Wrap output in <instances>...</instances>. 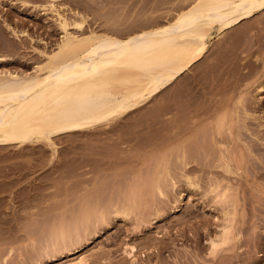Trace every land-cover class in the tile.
Segmentation results:
<instances>
[{
    "label": "rangeland",
    "instance_id": "1",
    "mask_svg": "<svg viewBox=\"0 0 264 264\" xmlns=\"http://www.w3.org/2000/svg\"><path fill=\"white\" fill-rule=\"evenodd\" d=\"M115 1L114 0H0V70L9 69L12 71L15 70L19 73H30L35 69V67L39 63L41 64L42 61L46 60V55H47L46 53L49 54V52L51 51L54 52L55 50H57L58 48L57 44L61 43L64 37V34H66V31H64L61 27V22H62L61 17H59V14H57V12L53 10L56 7L60 10V13L66 19H68L69 22H71L70 31H73V32H75V30L79 32L83 31L84 34L86 32L87 34H90L89 32H91L92 30L93 31L96 30L97 34L98 33L101 34V31H103L106 27L108 29L111 28L112 25L109 24L110 26H107L108 23H105L104 21H106L108 16L109 17H111L112 15L114 16V13L116 10L118 12L117 14H115V16H117V19L119 18L118 20L119 22L116 20V17L113 18L114 21L116 22L114 23L115 28L113 26L112 28L116 29L115 32H118L119 31L118 29H120L121 32L120 31L119 32L121 33V35L123 34L127 35L128 33L135 30V28L137 29L138 27L139 29V27L141 26L140 23L141 21L143 22V19L145 23L147 21V24L148 22L150 24V21H151L150 18L153 19V16H154V20L157 17L156 21L159 20V23L165 22L166 19L169 21L170 20L169 18L173 19V17H175L178 14L177 11L179 12L180 10L179 8H182L181 5L183 3L185 4L187 3L186 5L183 4V6L184 5L187 6L189 5V3H191L192 0H189V2L186 0H183V3L182 1L180 2V0H137V1L136 0H125L123 4H122V0L121 1L115 0ZM52 2L54 3L55 7L52 6L53 4ZM119 2L121 3L122 7H124L123 6L124 3H127L125 4V7L123 9L124 10L123 12L125 13L122 12V7L120 8ZM179 2L181 3L180 5H179ZM102 6L105 7L106 12ZM111 6L113 9H111ZM176 6H177V10H174L176 9ZM99 7H102L104 9L102 13ZM153 7H156L157 9ZM152 8L156 9L155 13H152ZM98 10H100L99 11L100 14L98 13ZM78 11H80L79 13L81 15L78 13ZM111 12L112 13L114 12V13L112 14ZM175 12L177 13L176 15H175ZM107 13H109V15ZM103 14H107L106 18H104L105 15ZM138 16L141 18H138ZM145 16L146 18H148L149 21L145 19ZM134 18H137V20ZM83 19H85V23L83 25L84 28H81V30L80 29L78 30V28L74 26L75 23H73V20L80 21ZM130 19L133 21H130ZM153 21L151 24H153ZM117 24H118V27H117ZM126 24L128 26L130 24L129 28L126 26ZM138 24L140 25L138 26ZM123 26L124 27L126 26L125 29L123 28L121 29V27ZM131 27H134V29L132 31L127 32V30L131 29ZM73 28L74 30H71ZM112 28L111 30L113 31L114 29ZM108 29L107 30L105 29L103 33L108 32ZM25 30L27 34L25 33ZM227 30L224 32H221L222 34L219 33L221 35H219L217 31H214L213 38L210 44V49L208 51L209 53L206 55V57H204L203 59L198 61L196 64H194L191 67V69H189L180 78H178V80L174 82L173 85L171 84L169 87H167L166 90L169 88L167 91L164 90L163 93L161 92L162 95L158 94L160 96L159 97L157 95L159 99L156 97L155 100H152L149 104H147L146 108L142 110L143 112L139 111L140 113L136 112L134 114H131L132 117L129 116L130 119L128 121L126 120L127 122L122 121V123L119 124V126L122 125L120 126V128L121 127L123 128V126L125 125H126L125 127L128 128V126H131L130 123L133 125H135L136 123L142 124V119H143L142 116L143 115L147 116L148 114L150 115L151 111L153 110L156 111L155 110L156 108L159 111L160 108L164 106L163 103H166L162 101H164V99L166 101L165 97H168L170 99L171 94L176 95L175 96L176 99H174L173 97V102L175 103L177 101L178 103V104L175 103V105L173 106L172 108L173 111L174 109L177 110V108H179L180 103L183 104L184 102V104L186 103L188 105L187 108H189L190 110L186 109L184 112L182 109H184L185 107H183L182 109L181 108L178 109V112L181 109L180 110L181 114L180 112L178 114L174 113V112H177L176 110L174 112L171 111V113L170 112L167 113V109L170 106L169 105L167 106L166 112L164 111L167 115L166 114L164 115L163 114L164 112H162L161 110H164L166 107L165 108L162 107L163 109H161L160 110L161 113L160 111L159 113L165 116L163 117L164 119L160 117V119L162 120V121L160 120L161 122L158 120L159 118L157 119V121L156 120L153 121L154 123L156 122L155 125L158 126L159 128H156L155 125H153L154 124L153 122L151 123L148 121L149 122L148 126H151L148 130H150L153 127H155L153 129H156V130H153V129H151L150 131L146 130L145 127L148 128L147 123H146V126L144 127L145 136H149V138L151 136V138L149 139L147 137L146 138L144 137L145 140L142 139L141 142L139 141L140 142L139 147L137 146L138 144H136L137 143L136 139L131 141L132 142L131 146L134 145V147L131 148L132 150L126 149L127 145L125 147L124 145L126 143L124 142L120 144V149L118 148L115 149L116 147H113L115 145L108 146L109 144H114V143L108 142V140L109 141H112V140H110L106 135L104 136L99 135L98 132H100L99 130H101V127H102L101 126L100 128L96 127V129L93 128V130H86V132L84 131L82 133L72 132V134L68 133L67 136L63 134V135L54 137L53 139L57 146L56 150H54L52 146L47 145L46 143H41V144H45V146L39 144L36 146V148L33 146L25 148L24 152L22 151L20 152L19 147L6 146V147L0 148V245H1L0 246V253H1L0 259L1 260L3 259L2 260L3 264H59V263L62 264L63 263L62 261H65V259L67 260L70 257L73 258L78 255L80 256L81 254L85 256L89 255L90 256L89 260L90 262H93L92 264H150V263L151 264H162V263L163 264H249L250 261L252 264H264V157H263L264 156V153H263L264 152V144H263L264 142L262 141L263 143L261 142L260 144V141L263 140L264 138L263 137L264 133H261V132H264V131H261V132L259 131V130L264 129V127L261 126V124L264 125V98L262 99V106H260L259 109L257 108L256 113L258 114L260 113L259 118H257L255 121L253 120L256 123V125L259 123L257 125L259 128H257L254 122L252 123V119L250 120L248 119V117H246L247 116L246 114L242 115L243 113H240V112H243V110H245V105H242L244 103L242 102L244 101L243 100L244 95L240 96V94L242 92H243L242 94H244L247 91L248 86L250 88L248 89L250 90L248 91L249 95L246 92L247 96H249L248 98L252 96H256V95L257 96L262 95L261 97H264V92L261 93L255 90L257 86L259 87L261 84L264 85V11L258 13L252 18L245 19L240 24L236 25L235 27H232L228 31ZM44 51L46 52L44 53ZM256 56L259 57L258 62H256L255 60ZM251 69H253V71ZM189 83L192 84V85L191 84L189 85L192 89H189L188 88L189 86H188L186 88L187 91H185L186 89H183V88H185L186 87L185 85L186 84L188 85ZM192 90H194L195 93ZM179 92L180 93L182 92V93L180 94ZM253 93H255L256 95ZM172 96H171V100H172ZM191 96H194V98ZM239 96H240V100L238 99ZM162 97H164V99H162ZM190 97L193 98L194 100L191 99ZM241 97H243L242 100H241ZM181 98L184 100H179ZM159 100H161V102H159ZM238 100L240 102H238ZM246 100L247 98H245V101ZM189 101L192 102L193 104L189 103ZM170 103H172V101H170ZM240 103L242 106L240 105ZM157 106L159 107L161 106V107L159 108ZM252 106H255V105H252ZM171 107L172 106H170V108ZM170 108L168 109V111H170ZM194 110H196L197 114H195ZM220 110L224 111L222 113H224V115L230 118H234L233 115L237 113H238L237 118H239V116L240 117L244 116L243 119H240V118L238 119L239 125L236 123L235 124L236 128L234 127L237 134L240 131H242L243 135L240 133L242 135L240 136L241 139L239 138L240 139L239 141L238 139L237 140L233 139V135L231 134V131L229 130V128H232V123H230V126L226 125L223 127L222 134L224 138L222 137V140H221L222 143H224L226 140L222 148L223 149L226 148V150L228 149L231 152L230 153L231 155L232 153L233 155L235 154L234 155L235 158H237L238 160L241 159L239 160V162L241 161L242 163L241 166L243 170L240 171L239 176L235 175L234 177L233 174L229 175L231 178L228 176L230 179L229 181H231V186L235 184V189L238 188V190H234V188L231 189L232 191L230 190L231 196H233L232 195L233 192L234 193L237 192L234 195H238L240 197L238 208H239V211L241 209V214L240 212L237 213L238 216H236V220H238L237 221L238 223L235 222L233 224L234 226L233 230L236 228V230H234V234H236V232L239 233V237L241 240L239 239L238 241L236 240L234 241V243L236 242V244L235 246L233 245L232 246L235 248H231L228 250L225 249L226 247L230 248L231 244H234L232 241L229 245L224 246V249L223 247H220L221 248L220 251H219V248H217L215 252H218V253H215L214 255H212L210 254V252L211 253H214V252L212 248L210 249L211 247L210 239L217 238L219 236L220 229L222 230V228L220 227H223V225H225L226 222H224V219L222 218L223 216L221 217V213L223 212V210L221 209L222 208L221 206L224 205L223 206V209H224L225 204H222L219 206L216 203L217 201L214 202L215 200L214 198L212 201L213 196L211 193H208L209 195H207V191H208L207 189L209 188V186L207 185L206 182L210 180L211 176L214 174L212 172H217L220 169L218 171L219 173L218 175L215 173V177L219 176L220 173L222 172L221 171L222 169L219 167V165H217L219 164L218 162L220 161L219 160L217 161L216 160L217 158H215L221 153L216 154L214 152L216 148L219 149L220 146L215 147L216 146L214 144L215 141L209 135L212 132L211 133V136H212V134L215 132L213 129L209 128L211 125L208 126L209 123L207 124V122L209 121L207 120V116L211 115L209 117L210 119L212 116L216 117V114H218V112L221 115L222 113ZM154 111L152 113H155ZM158 111H156V113ZM233 112H235V114H233ZM141 114L143 115L141 116ZM174 114L178 116L181 115L180 116L181 118L177 116L175 117ZM138 115L141 116L139 120L138 118L140 116ZM172 116H174L175 119H178V120L175 121L174 119V122H173L174 117L172 118ZM244 118L246 119L244 120ZM205 120H207V122ZM158 121L160 123H157ZM249 122H250L249 125H251L252 123L251 125L252 129L250 128V131L251 130L253 131V133L251 132L253 136L249 133L250 131L245 132L244 130L245 128H243L244 125H247V123ZM123 123L124 124L126 123V124L124 125ZM143 123H145V121ZM203 123H205L206 125L205 124L202 125ZM196 126H198V128H196ZM247 126H246V130L248 129ZM104 127H102V129ZM178 128L181 130H179ZM194 128L196 129V131L194 130ZM157 129H161L160 132ZM205 129L206 130L208 129V130L206 131ZM191 130H194L195 132ZM255 130L259 131V132L258 131L256 132L258 134H254ZM146 131L149 132V135L148 134L146 135L147 133ZM203 131H205L204 132L205 135L203 134ZM153 133L154 134L156 133V134L153 135ZM158 134L161 137H159ZM177 135L178 136L180 135L193 136V138L195 136V138L197 139L191 138L190 140H187V143L185 142V145L190 147V145L193 144L191 147L193 149V146L195 144L197 146L202 144V146L205 147V149L204 148L203 149L205 150L206 154L210 153V156H211V154L214 152L216 156L212 154V156L214 157L211 156V160H213L215 165L211 160H208L210 158L209 155L207 156L209 157L207 159L208 162L206 161V163L208 164L212 162L211 164L212 166L209 165L208 167L209 168L212 167L213 169L212 168L209 169L207 167V164L203 161H202L203 165H206L207 168L205 166L204 167L201 166V163H200L201 159L199 160V162H197L198 161L197 157L194 158L197 160V161L194 160V162H196L197 164L200 163V165L196 167L197 164H195L192 161L193 160L192 154L194 153L193 151L196 149H194L193 151L189 150L191 152L189 154L192 156V158L188 154L190 158H188L187 160V161L191 160L195 166V168H192V170H189V172L186 171L188 175L190 174L188 177H190L191 174L192 176L188 178L187 175L185 174L186 172L183 173V170L178 169L179 167L182 168L181 167L182 165L181 166L177 165V164H180L179 161H177L180 156L178 157L177 155H180L181 152L179 154L176 153L179 147H177L176 149V147L174 146V149H173V146L170 145L169 148L172 147V149L167 148L168 147L167 141L171 143V141L173 140L172 139L170 141L168 140V138L170 136H171L170 138H174L172 136H177ZM254 135H256L255 138L257 137L256 144H255L256 140L254 138ZM225 136H226V139H225ZM154 137L156 139H153ZM212 137H214V134ZM259 137L262 138V139L260 138L261 139L260 141L258 140ZM105 138L106 140L107 139L108 140L106 141ZM157 138H159L160 140L162 139L161 141L163 142L164 141L166 142L164 144L163 142L159 143V140ZM200 138H202L201 141L199 140ZM148 140L150 142H148ZM154 140L155 142H153ZM156 140L158 143L156 142ZM194 140L195 142H193ZM206 140L208 142H206ZM146 141H147V146H143V143L144 145H146ZM210 141L212 142V144H210L211 143ZM228 141L229 143H227ZM247 141H251V142L248 143ZM205 142L207 144L209 143L211 146L209 144L207 145ZM148 143H151V145L148 146ZM166 143L167 145H165ZM252 144L253 145L255 144V147L252 148L253 146ZM213 146H214V149H213L214 151L212 150V153H211L209 150H211ZM123 147L125 149H123ZM207 147L208 148L211 147V149H208ZM104 148L107 149L106 152L109 149V153L111 152L113 153V151L110 152L111 149L112 150L114 149V151L116 150L115 152H117V156L119 154H121V156L122 154H124L126 159H123V163H121L123 165L122 167L123 169L117 165L120 163H117L116 166L114 167L118 166V168L119 167L120 168L117 170H122V171L124 170V172L127 171L125 172V175L123 174L124 172L120 171L119 172L120 174L117 172L118 175L116 177L114 176V179H112L113 176H110L111 170L108 171L109 173L108 177H106L107 174L105 172H102V170H100L101 173L99 172L100 173L99 175L98 173L99 171L98 170V156H99L98 152L104 151ZM128 148H130V146ZM206 148L208 149V151L206 150ZM165 149L168 151H166ZM203 149H201V151ZM123 150H128L129 153L127 151H126L127 153H121V151L124 152ZM163 150H165L166 155L164 154L165 152ZM54 151H56V154H54L55 153ZM179 151L180 150H178V152ZM252 151L254 152L251 153ZM195 153H197V150ZM199 153H201L200 150L198 151V154ZM259 153L261 154L260 157H259ZM198 154H195L194 156L199 157L200 155ZM206 154H203L202 158L205 157ZM219 156L221 159V155ZM166 157L167 159L170 160V161L168 160L169 164H165L166 162L165 163L163 162V161H166ZM141 159H145L144 163H147L148 160H150V162H148L144 167L145 169H147V171L144 170V168H142L144 166L143 165L144 163L140 162ZM121 161L122 159H120V162ZM154 162L156 164H154ZM172 164H174L173 166H176V165L177 166L173 167ZM160 165H161L160 172L166 171L165 165H166V169H168L170 172L171 171L173 172V174L169 173L172 175H169V174H168L169 176L167 175L168 180L166 179V181H165V178H162L158 174L160 172L157 173V170L158 171L160 170ZM168 165L171 167H168ZM64 166L66 167V169H64ZM130 168H132L133 172H131L132 170L128 172ZM133 168H135L136 170ZM200 168L202 169L200 170ZM205 169L207 170L209 169L208 170L209 173H206L207 171ZM176 170L178 171L176 172ZM210 170H211V175H210ZM169 171H167V173ZM180 171L183 174L182 175L180 173L182 177H179ZM202 171L203 173H201ZM147 173H150L151 175L149 174L147 175ZM156 173L159 175V177H161V181H163L162 186L164 185L163 189L165 193L167 189V195L165 194L164 197L160 193H158L159 191H157L155 188L154 180H156L158 177L155 179L153 177L158 176ZM195 173L198 174L197 175L198 178L196 177V175L194 176L195 178H197V180H195L194 178L195 180L194 184L192 185L188 184L190 182L187 180H190L193 177V174ZM130 175H132L131 176L133 179V180L131 179L132 181L131 180L129 181L128 179ZM199 175L201 178L199 177ZM206 175H209V178ZM133 176L138 177V178H135V177L133 178ZM172 176H174V179L176 177V179L178 180V184L175 183V186H173L174 189H172L173 183L171 185L170 184L171 179H169V178H172ZM117 177L119 178L117 179ZM143 177L144 179H147V181L146 180L143 181L142 180ZM185 178L187 179L185 180ZM106 179L107 181H105ZM136 179H139V181ZM99 180L101 181L99 182ZM115 181L118 183V185H119V182H122V184L120 183V185L122 187L124 185V188H122L120 185L119 186L116 185L117 183ZM128 181H129V184L127 183ZM136 181L139 182V184L137 185L139 186V189H141L140 192L142 196L141 194H139L140 197L145 196L144 194H146V192L147 194L149 193L148 194L149 201L147 200L148 198L146 194L145 198L143 197L141 198V200L136 198L137 201L134 202L135 204H138L136 202H140V201L141 202L145 201V203H147L146 204L147 206L144 203L146 207L140 206L142 203L141 204L139 203L140 205H138L141 207V208L138 207L139 210L141 209V211H143L144 214L146 213V215H144V218L141 217L142 215L141 216L139 215V218L137 217L138 219L134 217V215L136 214L135 211L133 212L135 214H131L129 217H124L123 215H121L120 217L118 214H115V213H114L115 215L111 213H107L108 212L107 209H109L110 206L115 204L116 201L117 202L119 201L118 203H120L121 201L124 202L125 199L128 198L126 197L127 196L126 190H128L129 196H130V193L131 195L135 194L136 197L138 196L136 193H137V190L139 191V189L137 188ZM175 181H172V182H175ZM131 182H133V184L136 185L135 187L137 188V190L133 189L134 186L132 187V191L134 190L136 191V193L130 190L131 187L129 186ZM148 182L149 184L147 185ZM150 182L153 183L152 185H154L153 192H151L152 185L150 186L151 184ZM208 182L210 185L211 180ZM168 183L171 185L170 186L171 188L170 187L167 188ZM102 184L106 186L107 190L104 188ZM108 186H110V188H108ZM143 186H144L145 191L143 190ZM99 187H102V188L99 189L98 191ZM118 187H121V189ZM147 187H149L148 188L149 192L147 191ZM116 188L118 191L115 190ZM125 188L127 189L125 190ZM101 190L103 192H101ZM114 190L117 191V193ZM113 192H115V194ZM109 194H110V197L111 196L113 197L111 199H114L115 195L117 198L119 197L120 198L126 197V198H124L123 200H121L120 198L119 200H116L115 198L116 201L113 203L114 200L113 201H109L110 199L108 200V198H110L108 197ZM117 194H119V196H117ZM153 194L156 195L158 198L153 197ZM98 195L102 196L100 197L101 202H103L104 200V195H107V198H105V201H107V203L109 202L111 204L113 203L112 205L110 204L106 205L107 212L105 213V215L107 214L106 218L108 219L107 220L104 219L105 223L102 221L101 222L99 221L100 222L99 223L97 219V222L96 220H93L95 221L96 224L93 225L94 223L90 222L88 224L89 228L88 227L85 228L86 230H84V227H85L84 225H81L82 227L79 226V229L80 227L82 229L80 230L77 229V231L78 230L79 232L81 230L82 231L78 234L75 230L74 233H77L79 236L81 234V236L79 237L76 235V237H79V238H76L75 234H72L74 238L72 237L71 241L73 240V242L72 244H70L71 246L68 247L67 244H69L68 242H70L69 237L71 235V234L69 235L68 233H71V232L73 233L74 229H76L75 227H73L74 229L69 228L72 231L70 232V230L68 229L69 231L67 230L66 232V236L68 234L69 237L67 238L68 242L66 241L65 245L62 244L65 247L60 246L59 249L56 251H53L50 248H48L46 249L47 251L46 250L45 251L48 252L49 250L51 252L46 253L44 251V248H46L45 247L46 244H44L46 243L45 239L42 240L43 239L42 235L39 236V234L42 233L41 232L42 230H40V232L37 230L41 228L42 226L47 225L49 227L48 224L52 222L54 226H56L57 224L56 227L59 228L60 225H62L64 222L67 221L65 223L66 226L63 224L61 227H69L70 225L68 226V223L71 224L73 222L72 220H74L73 226L77 227V225L75 224H77L78 222L77 220L75 222V219H73V217L76 218L75 217L77 215L76 211L78 210L77 213L81 212L80 214L82 215L83 210L87 208V205L89 206L88 201L91 202L90 205H92V202H95L93 200H98V197H99ZM150 196L152 197L151 199H150ZM88 197L89 198L92 197V199L88 200L87 199ZM131 198H134V197H131ZM233 199H235V196L230 199L231 200L230 202H234ZM82 202L84 203L82 204ZM129 202L131 203L132 201H129ZM134 203H133L134 206H131V207L135 208L136 205ZM76 204H78L79 206ZM85 204H87L86 207L82 208L84 207ZM122 204L123 203H121V205ZM94 206L95 204L93 205V210L96 209L94 208ZM96 207L98 208V206ZM142 207H144V209L146 208V210H143ZM88 208L92 209L91 206ZM112 208L111 209L115 212L113 206ZM81 209L82 211H80ZM111 209L109 212L113 213ZM135 210L137 209L135 208ZM86 211L87 210H85V212ZM57 212L59 216H57ZM59 212L65 215H62ZM66 212L67 213L72 212L71 213L72 217H69L70 215H68L67 217ZM86 213L89 214V212H86ZM93 213L95 214V212ZM138 213L140 214V212ZM88 214L86 215L88 216ZM60 215H62V217ZM86 215L82 217L86 218ZM54 216L55 218H53ZM65 216L68 219V220L66 219V221H65ZM135 216H138V215H135ZM58 217L60 218L59 223H57L58 221H56L58 220L56 219ZM140 217L143 219L142 221ZM217 217L218 218L220 217V219L218 220ZM62 218H64L63 219L64 222ZM41 220L42 222L38 225V223ZM45 220L47 221L48 224L42 225L44 222L46 223ZM49 220H51V222ZM61 221H62V224H61ZM220 222L222 223L224 222V223L221 224ZM91 223H92L91 225L92 227H90ZM98 224L100 226H98ZM24 227L25 229L27 228V230L28 228L29 230L31 229V233L29 230H28L29 232H26V230H24ZM239 228L243 229V230L242 229L240 230L241 233L238 232ZM83 230L85 233L83 232ZM28 234H30L32 237ZM36 236L38 238L37 240L38 242L36 241L37 239ZM31 238H32V241L30 242L29 240H31ZM33 238H35L34 239L35 244L33 243ZM40 239L41 241L39 242ZM75 240L77 242H75ZM37 243H40V244H37ZM128 244L129 245L135 244L137 246L138 252H137L136 257L129 258V256H127L123 252L126 246H128ZM42 245H45V246H43V248L40 250V247H42ZM239 247H240V250H239ZM39 251L41 254L38 253ZM52 254L54 255V257L50 256ZM5 259H8V261H6ZM1 260H0V264H2Z\"/></svg>",
    "mask_w": 264,
    "mask_h": 264
},
{
    "label": "bare ground",
    "instance_id": "2",
    "mask_svg": "<svg viewBox=\"0 0 264 264\" xmlns=\"http://www.w3.org/2000/svg\"><path fill=\"white\" fill-rule=\"evenodd\" d=\"M181 1L183 3V0H180V2ZM186 1L189 2V0H186ZM115 2H117V1H115ZM123 2H125V0L124 1L122 0V4H123ZM180 2H179V5L181 4ZM114 3H112V4H114ZM127 3H128V1H127ZM127 3H124L123 6L125 7V4H127ZM119 4H120V8H121L122 5H121L120 2H119ZM183 4H185V3H183ZM183 4L181 5L182 8L178 7L180 9L179 12L177 11L178 14L175 12V15L176 14L177 15L176 16L173 15L175 17L172 16L173 19L169 18L170 19L169 21L166 19L167 22L164 20L165 22H163V23L161 22L162 21L161 20L160 21L161 23H159V20L156 21L157 17L154 20V16H153V19L150 18L151 19L150 24H149V22L147 24V21L145 23L144 19H143V22L141 21V23H140L141 26L139 27V29H138L137 26H136L137 29L135 28V30H133L134 27H131V29H128L127 32L133 30L132 32L128 33L127 35H125V34L121 35L120 29L117 28L120 31V32L118 31L119 33L115 32L116 29H114L115 28L114 27V23L116 21H114L113 18L116 17V20L117 21L119 20V18L117 19V16H115V14H117V12H118L116 10H115V13L113 12L114 16L113 15L111 17L108 16L106 21H104L105 23H108L107 26L112 25L114 27V28H112V26H111V28L114 29L113 31L111 30V28L108 29L107 27L106 28L104 27L106 30L108 29V32L103 33V31L105 30L104 29L103 31H101V34H99V33L97 34L96 30H94L95 32L93 30L92 31L90 30L91 31V32H89L90 34H87L86 31H85L86 33L84 34L83 31L82 32H79V31H76V30H75V32L70 31L71 22H69L68 19H66L60 13V10L57 7L54 8L55 5L53 3L52 4V6H54L53 10L55 12H57V14H59V17H61V20H62L61 27H62V29L64 31H66V34H64V37H63L61 43L57 44L58 45L57 50H55L54 52L51 51V52H49V54L46 53L47 54L46 55V60H44V61L41 60L44 63L41 62V64H40L39 62H37L39 64L30 73H19V72L15 71V70L12 71V70H9V69L0 70V148L1 147H6V146L19 147L20 148V152L21 151L24 152L25 148H28L30 146L31 147L33 146V147L36 148L37 145H39L41 143H46L47 145L52 146L54 148V150H56L57 146H56V144L54 142V139H53L54 137L60 136V135H63V134L65 136H67L68 133L72 134V132H81L82 133L84 131L86 132V130H93V128L96 129V127L100 128L101 126L102 127L105 126V127L103 129L101 127V130H99L100 132H98L99 135L100 136L106 135L110 140H112V141H109L107 139L108 142H113L114 143V144H109L108 146L115 145V146H113V147H116L115 149H117V148L120 149V144L124 142V143H126L124 146L126 147V145H127L126 149H131V148L134 147V145L131 146V144H132L131 141L136 139V142H137L136 144H138L137 146L139 147V143L141 142V140L142 139L145 140L144 137L145 138L146 137L149 138V136H145V129L148 130L151 127V126H148L149 125L148 123L149 122L152 123L154 120L157 121L158 118H159L158 120L160 121L161 120L160 117H162V119H164L163 117H165L164 115L166 114L165 112H166L167 106H169V105L172 106V107L170 108V106H169L170 111H168V109H169L168 108L167 109V113H169V112L171 113V111H173L172 108L175 105V103H177L176 100H174V101H176L175 103L173 102V97H174V99H176V97H175L176 95L171 94L170 95V99L168 97H165L166 101H165L164 97H162V99H164V101H162V102H166V103H163L164 106H162V107H164V108L166 107V108L164 110H161V109H163L161 106H160L161 108L159 106H157V107H159L162 112L165 111L163 113L164 115L160 114L161 111L159 110L160 111V113H159L158 109L156 108L155 110L158 111L157 113H156V111L153 110L155 113H152L153 111H151L150 115L148 114L147 116H144L143 114H141V116L143 115L142 116L143 117L142 124H137L136 123L135 125H133V124L130 123L131 126H128V128L125 127L126 123L125 124L123 123L125 125V126H123V128L122 127L120 128V126H122V125L119 126V124L122 123V121H124V122L126 120L128 121L130 119L129 116L132 117L131 114H134L136 112H139V111H142L143 109H145L146 105L149 104L152 100H155L158 94H161V92L163 93L164 90L167 91L169 89L168 88L166 90L167 87H169L171 84L173 85V83L176 82L178 80V78H180L189 69H191V67L194 64H196L198 61H200L201 59L206 57V55L209 53L208 51L210 49V44H211V40L213 38L214 31H217L218 34H219L221 32L226 31L227 29L229 30L232 27H235L236 25H238L241 22H243L245 19L252 18L255 15H257L258 13L264 11V0H192L191 3H189V5H187V6H185L187 3L184 6H183ZM103 5H104V3H103ZM106 5H108V4H106ZM102 7L105 9L104 6H102ZM102 7H99L100 10H101V13H102V11H104V9ZM124 7H122V12L124 11L123 10ZM153 8H156V7H153ZM153 8H152V13H155L157 8L156 9H153ZM111 9H113L112 6H111ZM100 10H98V13H99ZM130 10H131V8H130ZM174 10H177V6H176V9H174ZM79 12L80 11H78V13ZM105 12H106V9H105ZM111 13H110V15H111ZM123 13H125V12H123ZM107 14L109 15V13H107ZM107 14H103V15H105L104 18H106ZM142 14H143V12H142ZM126 15H127V13H126ZM140 16H141V14H140ZM97 17H98V15H97ZM119 17H120V15H119ZM110 18H112V19H110ZM128 18H129V16H128ZM138 18H141V17L138 16ZM134 19L137 20V18H134ZM145 19L148 20V18H146V16H145ZM140 20H139V22H140ZM153 20L156 21V22H154ZM130 21H133V20L130 19ZM152 21H153V24H151ZM136 22H138V21H136ZM73 23H75L74 26L76 28H78V30L79 29L81 30V28H84L83 25L85 23V19L80 20V21H78V20L74 21L73 20ZM143 23H145L147 25H145ZM131 24H133V23H131ZM140 24H138V26ZM122 25H124V24H122ZM72 26H73V24H72ZM126 26L129 28L130 24H129V26L126 24ZM117 27H118V24H117ZM125 27L123 26V27H121V29L122 28L125 29ZM71 30H74V28L71 29ZM25 33H26V30H25ZM221 34H219V35H221ZM214 39H215V37H214ZM45 52L46 51H44V53ZM255 60H256V62H258L259 61V57L256 56ZM251 70L253 71V69H251ZM253 82H254V80H253ZM191 83H189L188 85L184 84L186 87L183 88V89H186ZM188 88L192 89L190 86ZM248 89H250L249 86H248L247 91H246L247 93H248V91H250ZM255 90L258 91V92L263 93L264 92V85L261 84L259 87L257 86ZM180 91H182V90H180ZM185 91H187V89ZM192 91L195 93L194 90H192ZM242 93L240 94V96L244 95V99H243V97H241V100L242 99L244 100V101H242V102H244L242 105H245V110L242 109L243 112H240V113H243L242 115L246 114L247 115L246 117H248V119H250V120L252 119V123H253L257 118H259V114L260 113L258 114L256 112H257V108L259 109L260 106H262V99L264 97H261L262 95L261 96H257L255 93H253L256 96H252V97L248 98L249 96H247V93L246 94L245 93L242 94ZM250 93H252V92H250ZM248 95H249V93H248ZM171 96H172V100H171ZM194 96H191V97L194 98ZM240 96H239V98L237 97L239 100H240ZM159 97H157V98L159 99ZM190 98H189V100H190ZM193 98H191V99H193ZM245 98H247L246 101H245ZM167 99H169V100H167ZM179 100H184V99L181 98ZM232 100H234V99H232ZM239 100H238V102H240ZM170 101H172V103H170ZM159 102H161V100H159ZM195 102H194V104H195ZM217 102H218V100H217ZM189 103L193 104L190 101H189ZM185 104L183 102V104L180 103L181 107L179 105V108H181V109L183 107H185L184 109H182L184 112H185L186 109H189V108H187L188 105L186 104V106H185ZM240 105H241V103H240ZM252 105H255V106H252ZM179 108H177V110L174 109V111L176 110L177 112H174V111L173 112L176 113V114H178L180 112V114H181V111H180L181 109L178 112ZM212 109H213V107H212ZM194 111H195V114H197L196 110H194ZM222 112H224V111H221V113ZM145 113H147V112H145ZM190 113H192V112H190ZM233 114H235V112H233ZM256 114H258V115H256ZM219 115H220V113L218 112V114H216V117L212 116L210 119H209V117L211 115H209V116H207V120H209V121L207 122V120H205L207 122V124L209 123L208 126L211 125L209 128L214 130V132H215V133H213L214 137H212L213 134L211 136L212 132L209 135L215 141V143H214L216 145L215 147H219L220 146V148H219L220 150L218 148H216V150L214 151L213 150L214 146L212 147V149H211V147L210 148L207 147V148L211 149V150H209L211 153H212V150L216 154L217 153L218 154L221 153V154H219V155H221V159H220V156L219 155H218L219 157L216 156V154L214 152L212 154H214V156H216L215 158H217L216 159L217 161L219 160L221 162V163L218 162L219 164H217V165H219V167L222 169L221 170L222 172L220 173L221 176L219 175V176L215 177V173L217 175L219 174L218 173V171L220 170L219 167H218L219 170L216 169V170H218L217 172H212V173H214L213 174L214 176L212 175L211 178H210V180H211L210 185H209V182H208L210 180H208V179H207L208 181L205 180V181H207L206 183L209 186V188L207 189L208 191L207 190L206 191H207V195H209L208 193L212 194V196H213L212 197V201H213V198H214L215 199L214 202L217 201L216 203L219 206L222 205V204H225V208L224 209H223L224 205L221 206L222 207L221 209L223 210V212L221 213V217L223 216L222 218L224 219V222H226V224L223 225V227H220V228H222V230L220 229L219 236L217 238H211L210 239L211 240L210 241L211 242L210 249L212 248V250L214 252V253L210 252V254H212V255H214L215 253H218V252H215V250L217 248H219V251H220V249H221L220 247H223V249H224V246L229 245L232 241L234 243L235 240L238 241L240 239L239 233L236 232V234H234V230H236V228L233 230V228H234L233 224L235 222L238 223L237 222L238 220H236V216H238L237 213L240 212V214H241V209L239 211V208H238V205H239V202H240V197L238 195H234L237 192H235V193L233 192V194H232L233 196H231V193H230L232 191L231 189L234 188V190H238V188L235 189V184L233 186H231V181H229L230 180L229 179V177H230L229 175L233 174L234 177H235V175L239 176L240 175V171L243 170L242 166H241L242 163H241V161L239 162V160H241V159L238 160L237 158H235V156H234L235 154L233 155V153H232V155H231L230 154L231 152L228 149L226 150V148L225 149L222 148L223 144L226 142V140H225L226 136H225V139H224L225 140L224 143H222L221 140H222V137H223V134H222L223 127L226 126V125L230 126V123H232V128H229V130L231 131V134L233 135V139L234 140L238 139V141L241 139L240 136L243 135L242 131H240L238 133V134L241 133L242 135L241 134L238 135L236 133V130H235V128H236L235 124L236 123L238 124L239 123L238 119L239 118L243 119L244 116L243 117L239 116V118H237L238 117V113L233 115L234 118H230V117L224 115V113H222L220 116ZM138 116H140V115H138ZM141 116L138 118V120L141 118ZM174 116L175 117L177 116V117L181 118L180 117L181 115L178 116V115L174 114ZM174 116H172V118ZM175 117L173 118V122H174ZM236 118H237V120H236ZM245 119L246 118H244V120ZM176 120H178V119H175V121ZM144 121H145V123H143ZM159 121L157 123H160L162 120L160 122ZM245 122H247V121H245ZM146 123H147V127L148 128L145 127ZM252 123H251V125H252ZM155 124H156V122L153 125H155ZM204 124L205 123H203L202 125H204ZM243 124H245V123H243ZM249 124H250V122L247 123L248 126L244 125V127H243V128H245L244 129L245 132L246 131L249 132L250 128L252 129L251 125H249ZM255 125H256V123H255ZM246 126L248 127L249 130L248 129L246 130ZM261 126L264 127L263 124H261ZM144 127H145V129H144ZM155 127L159 128L156 125H155ZM155 127H153V128H155ZM153 128H151V129H153ZM181 128H183V127H181ZM196 128H198V126H196ZM257 128H259V127L257 126ZM161 129H157V130H159V132H160ZM211 129H209V130H211ZM150 130H148V131H150ZM153 130H156V129H153ZM179 130H181V129H179ZM194 130L196 131L195 128H194ZM194 130H191V131H194ZM240 130H241V128H240ZM148 131H146L147 132L146 135L147 134L149 135ZM257 131L258 130H255L254 134H258V133H256ZM259 131L260 132L264 131V129L259 130ZM204 132L205 131H203V134L205 135ZM251 132L253 133V131L251 130L249 132L253 136V134ZM91 133H92V131H91ZM261 133H264V132H261ZM261 133H260V135H261ZM150 134H152V133H150ZM155 134L153 133V135H155ZM191 135H192V133H191ZM158 136H159V134H158ZM203 136H202V138H203ZM255 136L256 135H254V138H255ZM156 137H157V135H156ZM159 137H161V136H159ZM170 137L168 138V140H170V141L172 139L173 140L171 141V143H169V141H167L168 142V147L167 148H169L170 145L173 146V149H174V146L176 147V149H177V147H179L178 150H180V151L178 152V150H177L176 153L179 154L181 152L180 155H177L178 157L180 156L179 159L177 160V161H179L180 164H177V165L178 166L182 165L181 166L182 168L179 167L178 169L183 170V173L186 172V171L189 172V170H192V168H195L194 164L192 163V161L194 162V160H196V159H194L195 157H197V160H198V161L196 160L197 162H199V160L201 159L200 163H201V166H203V167L204 166L206 167V165H203L202 161L206 163V161L208 162V160H211L212 154H211V156H210V153L206 154V152L204 150L205 147L202 146V144L198 145L199 147L195 144L196 146L194 145L193 149L191 148L193 144L190 145V147L185 145V142L187 143V140H190L191 138H193V136H186V135L178 136L177 135V136H172L174 138H170ZM261 137H259V139H258L259 141L262 139ZM263 137H264V134H263ZM150 138H151V136H150ZM187 138H189V139H187ZM194 138H195V136H194ZM202 138H200L199 140L201 141ZM254 138H252V139H254ZM102 139H104V138H102ZM153 139H156V138L154 137ZM157 139L159 140V143L163 142V141H161L162 139L161 140L159 138H157ZM195 139H197V138H195ZM256 139H257V137L255 138V140ZM105 140H106V138H105ZM208 140H210V139H208ZM262 141L264 142V138H263V140L260 141V144H261ZM148 142H150V141L148 140ZM153 142H155V140ZM156 142H157V140H156ZM165 142L166 141H164L163 144ZM193 142H195V140ZM197 142H198V140H197ZM206 142H208V141L206 140ZM247 142L249 143L251 141H247ZM256 142H257V140L255 141V144H256ZM151 143H148V146L151 145ZM227 143H229V141ZM210 144H212V142ZM217 144H218V146H217ZM244 144H246V143H244ZM255 144L254 145L252 144L253 146L251 145L252 148L255 147ZM41 145L45 146V144H41ZM165 145H167V143ZM228 145H226V146H228ZM104 146H106V145H104ZM108 146H107V148H108ZM129 146H130V148H128ZM143 146H147V141H146V145H144V143H143ZM53 148H51V149H53ZM207 148H206V150L208 151ZM123 149H125V148L123 147ZM169 149H172V147H170ZM194 149L197 150V153H195L196 150H194ZM201 149H203L204 151L203 150L201 151ZM217 149L220 152H218ZM106 150L107 149L104 148V151H102V152L99 151L98 152V155L100 156V157L98 156V170H99L98 173L100 172V170H102V172H105L107 174L106 177H108L109 176L108 171L111 170L110 176H113L112 179H114V176L116 177L118 175L117 172L119 173L120 171H122V170H117V169H119L120 167L121 168L123 167V165L121 163H123V159H126V157L124 156V154H122V156H121V154H119L117 156V152H115L116 150L114 151V149L110 150V152L113 151V153L112 152L109 153V149H108L107 152H106ZM165 150H163V151L165 152ZM189 150L190 151L194 150L193 151L194 153L192 152L193 153L192 154L193 158L189 154V153H191ZM199 150L202 153V155H201V153L198 154ZM123 151L124 152L121 151V153H127V152L129 153L128 150H123ZM166 151H168V150H166ZM54 152H55L54 154H56V151H54ZM253 152L254 151H252L251 153H253ZM164 154L166 155V152ZM188 154L193 159L192 161L191 160L187 161L188 158H190ZM195 154H198L200 156L199 157L198 156H194ZM203 154H206V156L204 155L205 157L202 158ZM208 155L210 156V158L207 157ZM260 155L261 154L259 153V157H260ZM185 156H186V158H185ZM214 156H212V157H214ZM175 157H176V155H175ZM180 158H182V159H180ZM120 159H122L121 162H120ZM212 159H214V158H212ZM168 160L169 159H167V157H166V161H163V160L162 161L164 163L166 162L165 164H169ZM125 161H127V160H125ZM211 161L213 162V160H211ZM140 162L144 163L145 159H141ZM148 162H150V160H148ZM212 162H210V164L206 163L207 167L209 165H211ZM117 163H120V164H117ZM129 163H128V165H129ZM133 163H135V162H133ZM147 163H144L143 164L144 166L142 165L143 166L142 168H144ZM194 163L197 164L196 162H194ZM200 163H198L196 165V167L198 165H200ZM116 164L118 166H120V167L119 168H118V166L114 167V166H116ZM152 164H151V166H152ZM154 164H156V163L154 162ZM174 164H172V166ZM214 165H215V163H214ZM149 166H150V164H149ZM176 166H173V167H176ZM76 167H77V165H76ZM168 167H171V166L168 165ZM213 167H215V166H213ZM135 168H137V167H135ZM135 168H133V169H135ZM210 168H212V167H210ZM64 169H66L65 166H64ZM201 169L202 168H200V170ZM131 170H132V168H130V170L128 172H130ZM135 170H134V172H135ZM144 170L147 171V169H145V168H144ZM165 170L166 171L160 172L161 171V165H160V170L159 171L157 170V173L160 172L158 174L162 178H165V181H166V179L168 180L167 175L169 173L173 174V172L172 171L170 172L168 169H166V165H165ZM205 170L204 171L206 173H209L207 169H205ZM70 171H72V170H70ZM167 171H169V172L167 173ZM177 171L178 170H176V172ZM122 172H124V170ZM125 172H127V171H125ZM125 172L123 173L124 175H125ZM131 172H133V170ZM142 172H143V170H142ZM187 172L185 174L188 177L190 174L188 175ZM100 173H99V175H100ZM105 173H103V174H105ZM180 173H181V171L179 172V175H180ZM190 173H192V172H190ZM201 173H203V171ZM148 174L151 175L150 173H147V175ZM172 174H169V175H172ZM159 175L158 176L153 175V176H155V177H153L154 179L158 177L156 180H154V183H155L154 185H155L156 190L159 191L158 193H160L164 197L165 194L167 195V189H166V193H165L164 189H163L164 185L162 186L163 181H161V177H159ZM182 175H180L179 177H182ZM195 175L198 178V176H197L198 174L195 173V174H193V177L190 180H192V179L194 180V178H195L194 176ZM210 175H211V170H210ZM131 176L132 175H130L129 178H128L129 181L132 179ZM191 176H192V174H191ZM206 176L209 178V175H206ZM106 177H104V178H106ZM134 177L135 176H133V178ZM138 177H135V178H138ZM190 177H188V178H190ZM199 177H200V175H199ZM118 178L119 177H117V179ZM197 178H195V180H197ZM169 179H171L172 181H175V180L177 181V182L176 181L172 182L170 180V184L172 185V183H173L172 189H174L173 186H175V183L178 184V180L176 179V177L174 179V176H172V178H169ZM186 179L187 178H185V180ZM212 179H214V180H212ZM136 180L139 181V179H136ZM142 180L143 181L144 180L147 181V179H144V177H143ZM190 180H187V181L190 182V183H188V182L187 183L191 184V185L194 184L195 180L194 181L193 180L190 181ZM100 181L101 180H99V182ZM105 181H107V179ZM129 181L127 182L128 184H129ZM138 181H136V185L139 184ZM133 182H131L130 186H129V187H131V189H130L131 191H132V187L133 186H134L133 189H136V190H137V188L139 189V186L137 185V188H136L135 187L136 185L133 184ZM106 183H108V182H106ZM112 183H114V182H112ZM120 183L122 184V182H119V185H120ZM148 184H149V182L147 183V185ZM152 184L153 183H151L150 186ZM170 184L168 183L167 188H169L171 186ZM116 185H118V183ZM154 185L151 186V189H152L151 192H153ZM102 187H99L98 191ZM121 187H118V188L121 189ZM199 187H200V185H199ZM104 188L106 189V186H104ZM108 188H110V186H108ZM122 188H124V185H123ZM148 188L149 187H147V191L149 192ZM126 189L127 188H125V190ZM115 190H117V188ZM122 190H124V189H122ZM143 190L145 191L144 186H143ZM117 191H115V192L117 193ZM140 191H141V189H139V191L137 190V193H136V191H134V193H136L138 195L137 197H136L135 194L131 195V193H130V196L134 197V198H131L128 195V190H126V192H127L126 195L127 196L126 195L125 196L128 197V198L124 197V198H126L125 199L126 202L125 201L124 202L121 201L120 203H118L119 201L118 202L116 201V200H119L120 197L117 198L116 195H115L116 200H115V198L111 199L113 197L112 196L110 197V194H109L108 197H110V198H108V200L109 199H110L109 201H113L114 200L113 203L116 201L115 204L112 203L113 205L109 201H108L109 203H107V201H105V198H107V195H104L103 202L100 201V197H102V196L98 195L99 196L98 200H93L95 202H92V205H90L91 202L88 201L89 206L87 204H85L84 207L81 206L82 208H85L86 205H87V208H85V210H87L86 212H89L90 216H89L88 213L85 212V210H83V214L82 215L80 214L81 212L77 213L78 210L76 211L77 215L76 216L74 215L76 218L73 217V219H75V222L77 220L78 223L75 224V225H77V227L73 226L74 225L73 224L74 220H72L73 222L71 224L68 223V226L70 225L69 227H61L63 224L65 225V223L67 222L66 221V219H67L66 216L68 217V215H70L69 217H72L71 213L73 211L71 213L70 212L69 213L66 212V216H65V221L66 222H64V220H63L64 218H62L64 223L62 224V221H61L62 225H60L59 228L56 227L57 224H56V226H54L52 224L53 223L52 222V223H50L51 224L50 225L45 220L46 223L44 222L42 225L48 224L49 227L46 225L47 228H46V226H42L41 228H43V229H41L39 227H38L39 228L38 230L36 229L39 232H40V230H42L41 231L42 233L39 234V236L42 235L43 239H42V237H41V239L42 240L45 239V242H46V243H44V244H46V246L42 245V247H40V250L43 248V246L46 247V248H44V251L46 249H48V248H50L53 251L58 250L60 246L65 245V242L67 241V238L69 237L70 234L71 235L69 237V239H70L69 241L71 243L67 241L69 243L67 245H68V247L71 246L70 244H72V242H73V240L71 241V239L73 237L72 234H75V237H76V235L79 236L78 234L82 231L81 230L79 232V230L82 229L81 225H84L85 226L84 230H86L85 228H87V227L89 228L88 224L90 222H93L94 223L93 225L96 224L95 221H93V220H96V222H97V219H98V222L102 221V222L105 223L104 219H106V220L108 219V218H106L107 214L105 215L107 210H108L107 213H111V214L115 213V214H118L120 217H121V215H123L124 217H129L131 214H135V213H133L135 211L136 212L135 215H138V216L134 215V217H136V218L138 217L139 218V215L140 216L142 215L141 217L144 218V215H146V213L144 214V212L141 211V209L139 210V208H141L140 206L146 207L147 203H145V201L136 202L138 204L134 203L135 201H137V199L141 200V198H143V197L145 198V196L147 194V192H146V194H144L145 193L144 192L143 194L145 196L140 197L139 196V194H141ZM101 192H103V191L101 190ZM115 192H113V193L115 194ZM148 194H147V198L149 196ZM117 196H119V194H117ZM141 196H142V194H141ZM151 196H150V199L152 198ZM234 196H235V199H233L234 202H230L231 201L230 199L233 198ZM153 197H157V196L153 194ZM77 198H75V199H77ZM124 198L122 197L120 199L123 200ZM87 199L91 200L92 197L91 198L88 197ZM127 200L132 201L136 205L135 208L138 210V212H140V214L137 212V210H135L134 207H131V206H134L133 203L132 202L130 203ZM147 200L149 201V198ZM83 203L84 202H82V204ZM105 203H107V204H105ZM121 203H123V204L121 205ZM139 203L140 204L142 203V204L140 205ZM144 203H145L146 206L144 205ZM94 204H95L94 208H96L97 211H96V209L93 210V205ZM108 204H110V205H112L114 207L115 212L112 210L113 209L112 206H110V208L106 210V205H108ZM157 204H158V202H157ZM76 205H78V204H76ZM119 205H121V206H119ZM138 205H140V206H138ZM90 206L92 207V209L88 208ZM96 206H98V208ZM116 206H118V207H116ZM219 206H217V207H219ZM81 207H79V208H81ZM115 207H116V209H115ZM144 207H142L143 210H146V208L144 209ZM107 208H108V206H107ZM156 208H158V207H156ZM110 209H111V211H113V213L109 212ZM91 210H93V211H91ZM80 211H82V209ZM93 212H95L96 215ZM59 213H61V212H59ZM152 213H153V211H152ZM86 214H88V216ZM62 215H65V214H62ZM62 215H60V216L62 217ZM85 215H86V218L82 217V216H85ZM158 215H159V213H158ZM57 216H59L58 212H57ZM80 216H81L82 219L83 218L84 219L82 220L80 218ZM108 216H109V214H108ZM53 218H55V216ZM242 218H243V216H242ZM56 219H58L56 221H58L57 223H59V219L60 218L58 217ZM219 219H220V217L218 218V220ZM142 220L143 219L141 218V221ZM49 221L51 222V220H49ZM139 221H140V219H139ZM41 222H42V220L39 223L37 221L38 225ZM220 223L223 224L222 222H220ZM221 224H220V226H221ZM86 225H88V226H86ZM91 225H92V223L90 224V227H92ZM236 225H238V224H236ZM236 225H235V227H236ZM241 225H242V223H241ZM79 226H81L80 229H79ZM98 226H100V225L98 224ZM73 227H75L76 229H74ZM64 228H66V229H64ZM69 228H71V229L73 228L74 229L73 233L71 232L72 230H70ZM68 229L70 230L71 233H68L69 235L67 234V236H66V232H67ZM77 229H79V230L77 231ZM241 229L239 228L238 232L241 233V231H240ZM24 230H26V232L30 231V233H31V229L29 230V228H28L29 231L27 230V228L25 229V227H24ZM75 230H76V232L78 234L74 233ZM84 230H83V232H84ZM33 231H35V230H33ZM252 231H253V229H252ZM28 235H30V234H28ZM242 235H240V236H242ZM80 236H81V234H80ZM33 237H35V236H33ZM79 237H76V238H79ZM26 238H28V237H26ZM36 238H37V236H36ZM34 239L35 238H33V243L35 242ZM41 239L39 240V242L41 241ZM25 240H27V239H25ZM37 240H38V238L36 239V241ZM29 241L31 242L32 238ZM75 242H77V241L75 240ZM33 243H31V244H33ZM37 244H40V243H37ZM41 244H42V242H41ZM235 244H236V242L234 244H231V247L228 246L230 248L226 247L225 249L228 250V249H231V248H235V247H233V246H235ZM63 247H65V246H63ZM240 247H239V250H240ZM49 252H51V251L48 250V252H46V253H49ZM123 252L127 256H129V258L136 257L137 256V252H138V248H137V246L135 244L134 245H129L128 244V246H126V248L124 249ZM38 253L41 254L40 251ZM54 254H56V253H54ZM50 256L54 257L53 254L50 255ZM88 256H85V255L81 254L80 256L78 255V256L73 257V258L70 257L69 259H67V260L65 259V261H62L63 262L62 264H92L93 262H90V260H89L90 256L89 257ZM2 260H1V262H2ZM5 260L8 261V259H5ZM41 263H42V261H41ZM250 263H251V261H250ZM2 264H3V262H2ZM59 264H61V263H59Z\"/></svg>",
    "mask_w": 264,
    "mask_h": 264
}]
</instances>
